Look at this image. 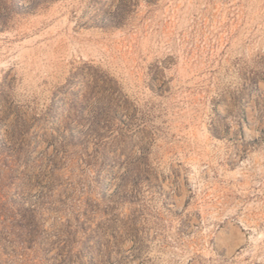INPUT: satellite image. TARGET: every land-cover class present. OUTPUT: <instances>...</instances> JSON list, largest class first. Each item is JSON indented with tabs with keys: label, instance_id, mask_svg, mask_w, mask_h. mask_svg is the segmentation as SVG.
<instances>
[{
	"label": "rangeland",
	"instance_id": "374dc122",
	"mask_svg": "<svg viewBox=\"0 0 264 264\" xmlns=\"http://www.w3.org/2000/svg\"><path fill=\"white\" fill-rule=\"evenodd\" d=\"M0 264H264V0H0Z\"/></svg>",
	"mask_w": 264,
	"mask_h": 264
}]
</instances>
